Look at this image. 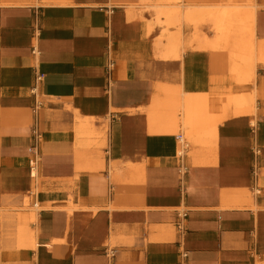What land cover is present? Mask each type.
Wrapping results in <instances>:
<instances>
[{
	"label": "crops",
	"instance_id": "0c3cea01",
	"mask_svg": "<svg viewBox=\"0 0 264 264\" xmlns=\"http://www.w3.org/2000/svg\"><path fill=\"white\" fill-rule=\"evenodd\" d=\"M122 1L0 0V264L264 260V70L236 85L211 51L156 56ZM170 84L210 118L229 87L254 94L255 125L229 115L216 146L181 154L180 134L148 131Z\"/></svg>",
	"mask_w": 264,
	"mask_h": 264
},
{
	"label": "bare ground",
	"instance_id": "6f19581e",
	"mask_svg": "<svg viewBox=\"0 0 264 264\" xmlns=\"http://www.w3.org/2000/svg\"><path fill=\"white\" fill-rule=\"evenodd\" d=\"M159 10L158 14L165 16V23L170 26H179L180 29L185 23H193L194 27L199 26V22L196 20L195 3L193 0H157ZM161 7V8H160ZM202 11V7H198ZM210 19L213 23L215 31L218 33L219 38L224 40L229 47V58L235 61V64L231 67L233 70H240L237 75V80L247 81L251 79L255 74L254 60L264 62V41H260L257 45L252 37L247 36V26L253 20L250 17L249 12H239L232 9H221L216 15L210 11ZM184 22V23H183ZM167 40L163 45L164 57L173 59L181 48V38L172 32L165 31ZM204 38V37H203ZM195 41L199 42V46L207 47L214 45V42L208 41L204 43L201 37L195 38ZM202 41V42H201ZM176 56V57H177ZM255 56V58H254ZM180 100V107L172 101L175 99ZM228 100V104L224 106V111L228 110L232 105V109L235 114H241L246 112L253 114L256 110L255 99L253 95L239 94L231 95ZM234 102V103H233ZM233 103V104H232ZM212 113L211 111L209 112ZM207 112V104L205 99L200 95L183 94L180 92L179 87L176 90L171 91L170 102H155L152 110L148 113L149 127L148 131L151 133L161 134H179L182 137V147L180 153H185L188 142L199 143L197 138L204 139V141L210 145L216 146L220 132L216 118H210ZM214 119V120H213ZM255 125V121H252ZM103 141H106V132L102 133ZM36 212H32L34 216ZM33 244V243H32ZM258 264H264L258 263Z\"/></svg>",
	"mask_w": 264,
	"mask_h": 264
},
{
	"label": "rangeland",
	"instance_id": "374dc122",
	"mask_svg": "<svg viewBox=\"0 0 264 264\" xmlns=\"http://www.w3.org/2000/svg\"><path fill=\"white\" fill-rule=\"evenodd\" d=\"M126 6H128L127 10H131L129 12H133L132 15H138L140 16L143 21L146 22L144 26L155 35L154 38V48H155V55L162 56L161 51L163 48L164 43L167 41L165 38L167 37V34H165V31L170 30V32L173 31V33L178 34L177 36L181 38V48L178 53V56L180 59L183 58V55L185 53H189L198 49H202L204 51H211L217 56V62L222 68V65L227 64V70L229 69L228 74H231V80L234 82V84L238 85H245V84H255L256 81V75L258 71L264 70V62L254 60L255 64V74L254 76L247 80V81H240L237 80V75L241 72L240 70H233L231 67L235 64V61L232 59L230 60L228 54H229V47L226 45L225 41L219 38L218 33L215 31L213 27V23L211 21L210 17V11H212L213 15H216L221 11V9H232L239 12H249L250 17L253 18V20L250 22V25L247 26V36L248 38H254L256 45L260 41H264V0H193V3H195V13H196V20L200 23L199 26L194 27V24L191 23H185V25L180 29L179 26H170L167 25L164 21L165 16L163 14H158L157 10L158 7H155L154 5H157V0H123L122 1ZM198 7H202L199 9ZM161 8V7H160ZM130 15V13H129ZM184 23V22H183ZM197 37H201L202 41L205 39L204 43H208V41L214 42V45L207 46V47H201L199 44L195 43V39ZM204 37V38H203ZM201 41V42H202ZM175 56V57H176ZM255 58V56H254ZM240 71V72H238ZM178 85L170 84L169 88H166L167 92L165 94L159 95V98L156 100V102H170L171 101V91L176 90ZM182 86V85H181ZM179 87L180 92H182V87ZM223 93L218 95L221 99H226L225 103H223V110L220 114L215 115L214 118L217 120L215 122H220L224 118H226L229 115H240L235 114V112L232 109V105L229 107L228 110L224 111V106L228 104V100L231 101V95L235 94L236 97L239 94H246L244 92H241L240 90H233L232 86L229 87L227 92L222 91ZM255 99V108H256V97L253 94ZM176 106L181 105L180 100L175 97L174 100H172ZM234 103V102H233ZM232 103V104H233ZM209 110V109H208ZM207 110V111H208ZM212 112V111H211ZM249 115L253 120L256 121L254 117L256 116V110L253 114H248L246 112L241 113V115ZM210 115H214L213 112ZM214 120V119H213ZM180 134V133H179ZM189 150L193 147V142H188ZM253 191V190H252ZM251 195H255V192H250ZM262 258L257 257V260L255 264L263 263L264 260H260Z\"/></svg>",
	"mask_w": 264,
	"mask_h": 264
},
{
	"label": "built area",
	"instance_id": "2783aa9c",
	"mask_svg": "<svg viewBox=\"0 0 264 264\" xmlns=\"http://www.w3.org/2000/svg\"><path fill=\"white\" fill-rule=\"evenodd\" d=\"M43 78H44L43 73H37L36 77H35L36 83L41 81ZM41 140H42L41 132L38 130L37 127H35L33 130V146L31 149L32 153H33V157L30 160L31 176L32 177H36L37 172H38V167H39V164L41 162V157H40V152H39V143L41 142ZM181 144H182V142H181ZM256 153H257V151H256ZM252 173H253L254 183H256L254 185L253 190L256 194H258V193H260V190L258 189V186H257L258 168H257L256 164H255V166H253Z\"/></svg>",
	"mask_w": 264,
	"mask_h": 264
}]
</instances>
